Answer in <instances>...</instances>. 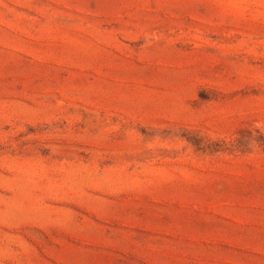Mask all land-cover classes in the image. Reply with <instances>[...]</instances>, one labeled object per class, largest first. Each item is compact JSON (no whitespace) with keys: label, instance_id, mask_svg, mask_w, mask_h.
Listing matches in <instances>:
<instances>
[{"label":"rangeland","instance_id":"374dc122","mask_svg":"<svg viewBox=\"0 0 264 264\" xmlns=\"http://www.w3.org/2000/svg\"><path fill=\"white\" fill-rule=\"evenodd\" d=\"M264 190V0H0V264H143L169 207Z\"/></svg>","mask_w":264,"mask_h":264},{"label":"crops","instance_id":"0c3cea01","mask_svg":"<svg viewBox=\"0 0 264 264\" xmlns=\"http://www.w3.org/2000/svg\"><path fill=\"white\" fill-rule=\"evenodd\" d=\"M218 213L180 204L149 227L144 247L133 252L143 264H264V190L234 192Z\"/></svg>","mask_w":264,"mask_h":264}]
</instances>
